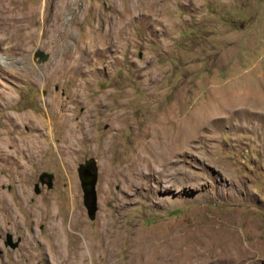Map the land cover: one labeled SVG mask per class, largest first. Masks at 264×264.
I'll use <instances>...</instances> for the list:
<instances>
[{"label": "rangeland", "instance_id": "rangeland-1", "mask_svg": "<svg viewBox=\"0 0 264 264\" xmlns=\"http://www.w3.org/2000/svg\"><path fill=\"white\" fill-rule=\"evenodd\" d=\"M5 2L0 264H264V0Z\"/></svg>", "mask_w": 264, "mask_h": 264}, {"label": "water", "instance_id": "water-1", "mask_svg": "<svg viewBox=\"0 0 264 264\" xmlns=\"http://www.w3.org/2000/svg\"><path fill=\"white\" fill-rule=\"evenodd\" d=\"M35 56H36V58H38V63L45 62L49 58V55L47 53H43L40 50H35ZM84 169L87 170L88 176L90 179V181L86 185L83 184V182L81 180V176H80V172ZM78 173L80 176V181H81V186H82L84 204L87 208L88 215L91 216L96 211V190H95V186H96L97 178H96V174H95V167L91 161H88L87 163L80 165L78 167ZM44 178H46L47 181H45ZM38 179H39V182L41 185L46 184V186L48 188L52 187V183H53V181H52L53 175L52 174H48L45 172L41 173V175L39 176ZM6 244L11 249H15L19 245V241L13 242L12 236L10 234H7L6 235Z\"/></svg>", "mask_w": 264, "mask_h": 264}, {"label": "bare ground", "instance_id": "bare-ground-1", "mask_svg": "<svg viewBox=\"0 0 264 264\" xmlns=\"http://www.w3.org/2000/svg\"><path fill=\"white\" fill-rule=\"evenodd\" d=\"M6 0H0V4L1 5H3L4 4V2H5ZM6 3V2H5ZM5 7V6H4ZM7 11V10H6ZM2 16V15H1ZM1 18V17H0ZM3 19V18H2ZM2 21V20H1ZM3 22V21H2ZM222 102V101H221ZM210 108V107H209ZM211 111V110H210ZM215 111V110H214ZM217 111V110H216ZM211 113V112H210ZM44 122V121H43ZM38 124H40L39 122H38ZM43 126V125H42ZM45 126V125H44ZM86 126H88V125H86ZM73 127V126H72ZM45 129V128H44ZM168 129V128H167ZM90 132V131H89ZM85 135V134H84ZM161 136H159V139H160V142H157L155 145H152L151 144V148L150 149H148V152L146 153V156H144V157H146V158H149L150 160H151V158H153V160L154 159H157L158 157H160V158H162V160L165 162V161H167L166 159V156H165V154H164V151H162V149H160V146H161V144H162V142H164L165 141V136H164V134L163 133H161L160 134ZM162 140V141H161ZM73 143H74V141H73ZM159 144V146L157 147V150H156V145H158ZM34 145V144H33ZM149 145V144H148ZM163 146V145H162ZM2 147H4V146H2ZM21 147H22V145L19 143L18 145H17V149H21ZM23 150H24V145H23ZM165 150V149H164ZM8 156V155H7ZM159 159V158H158ZM168 164V163H167ZM159 166V165H158ZM158 172V171H157ZM141 173V172H140ZM152 175V174H151ZM155 176V175H154ZM168 238V237H167ZM180 238V237H179ZM174 239V238H173ZM159 240H160V238H159ZM162 240V239H161ZM169 240V239H168ZM175 240V239H174ZM181 241H182V239H180ZM85 241V240H84ZM180 241V242H181ZM171 243V242H170ZM173 243V242H172ZM181 244V243H180ZM171 245V244H170ZM159 246V245H158ZM164 246V245H163ZM166 247V246H165ZM158 248V247H157ZM160 248V247H159ZM178 249V248H177ZM165 251V250H164ZM178 252V251H177ZM163 253V252H162ZM83 254V253H82ZM164 254V253H163ZM176 256V255H175ZM159 257V256H158ZM169 259V258H168ZM172 260V259H171ZM169 261H170V259H169ZM172 262V261H171ZM161 264V263H160Z\"/></svg>", "mask_w": 264, "mask_h": 264}, {"label": "flooded vegetation", "instance_id": "flooded-vegetation-1", "mask_svg": "<svg viewBox=\"0 0 264 264\" xmlns=\"http://www.w3.org/2000/svg\"><path fill=\"white\" fill-rule=\"evenodd\" d=\"M81 173H82V182L84 185H86L90 181L89 176H87L88 172L86 169H84L81 171Z\"/></svg>", "mask_w": 264, "mask_h": 264}, {"label": "trees", "instance_id": "trees-1", "mask_svg": "<svg viewBox=\"0 0 264 264\" xmlns=\"http://www.w3.org/2000/svg\"><path fill=\"white\" fill-rule=\"evenodd\" d=\"M81 180H82V173L80 172Z\"/></svg>", "mask_w": 264, "mask_h": 264}]
</instances>
